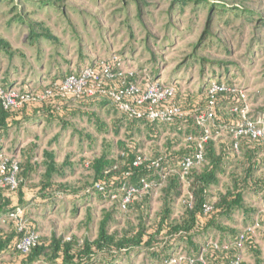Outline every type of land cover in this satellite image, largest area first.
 I'll use <instances>...</instances> for the list:
<instances>
[{
  "label": "rangeland",
  "instance_id": "1",
  "mask_svg": "<svg viewBox=\"0 0 264 264\" xmlns=\"http://www.w3.org/2000/svg\"><path fill=\"white\" fill-rule=\"evenodd\" d=\"M0 42V84L10 88L43 89L85 65L116 58L120 68L137 74L140 85L149 79L172 84L190 100L213 79L232 85L244 96L246 115L264 118V0H0ZM69 104L74 109L62 121L26 122L1 144L20 163L27 156L35 169L24 188L23 206L40 238L91 242L107 214L113 213L108 234L121 233L128 222L135 223L114 200L104 201L92 191L97 182L90 168L93 160L105 157L122 165V145H135L136 153L146 159L166 150L180 153L191 130L184 124L156 126V139H151L142 124L123 122L117 127L114 122L120 114L107 101L100 108ZM87 112L97 116L101 129ZM220 112V118L230 117L224 107ZM211 142L218 155L224 152L230 158L218 184L208 191L207 201L214 204L230 185L229 172L242 154L230 151L231 138L225 132L212 130ZM48 165L55 171L52 186L44 187L47 195L42 197L33 186L44 180ZM261 175L264 163L253 176ZM180 186L171 205L172 219L183 214L181 201L189 192L187 180ZM163 206V195L155 189L149 222ZM262 214L264 195L244 190L242 207L221 225L226 240L230 231L242 232ZM263 234L264 226L255 228L260 264H264ZM221 236L222 232L209 231L195 236L193 244L199 247ZM159 244L132 250L116 264H160L164 256L193 254L185 242ZM241 256L243 264H255L246 250Z\"/></svg>",
  "mask_w": 264,
  "mask_h": 264
},
{
  "label": "trees",
  "instance_id": "2",
  "mask_svg": "<svg viewBox=\"0 0 264 264\" xmlns=\"http://www.w3.org/2000/svg\"><path fill=\"white\" fill-rule=\"evenodd\" d=\"M181 1L183 2L185 0ZM215 12L219 15L222 14L219 9H216ZM2 45L3 43L0 42V46ZM57 81L55 80L54 82ZM212 82L233 88L232 85L213 79L206 84L204 90L200 91L201 94L193 100H190L188 95H181L179 90L176 89V94L172 102L179 105L183 110L190 112L191 115L184 118L181 122L167 126L174 127L178 124H184L191 130V133H188L187 136L195 137L200 135L199 129L193 124L192 116L204 110L209 102L213 103L215 119L218 124H237L239 115L237 113H230V110L236 108L240 111L244 108V103L236 93L216 92L209 94L208 89ZM9 85L0 84L4 89L10 87ZM23 90L28 91L26 88H23ZM69 102L48 100L39 104L26 105L19 110H4L0 107V141L8 140L12 131L18 129L24 123L34 121L35 119L49 123L52 120L62 121L63 117L72 113L74 109L72 108L74 106H71ZM105 102V99L81 100L77 102L79 105L77 107L87 109L98 106L100 108ZM113 107L120 114L119 121L114 122L117 127H121L123 122L142 124L151 132L152 135L150 138L156 139L155 127L166 126L150 123L145 119L137 120L129 118L127 115L119 112L115 106ZM222 107L227 109L230 117L220 118ZM86 115L90 121L94 119L98 122L97 129H101L99 128V120L95 114L87 112ZM227 135L231 138L229 133ZM1 147L2 144L0 142ZM136 151L135 145H122L119 155V159L123 162L122 165L108 161L105 157L93 160L90 168L96 175V183L103 184L104 190L100 193L93 186L92 191L98 193L102 200L107 201L110 200L109 196L112 193L118 196L122 195L120 192V186L122 184L133 186L140 190L141 180L159 185L162 181L161 177L165 175L163 184L157 188V190L160 189L163 195L164 206L161 211L153 216L151 222H149V211L152 194L156 188L132 197V201L128 204L126 211L130 217L135 218L134 224L128 222L126 228L121 233L114 231L108 234V221H111L113 213L107 214L99 223L97 238L91 242L87 240L78 241L75 239L62 240L55 238L47 241L39 237V246L29 254L22 255L16 249V245L21 239V234L16 231L14 223L10 221L2 223L0 221V264H116L123 257H128L132 250L139 251L140 248H152L159 244L158 241H161L160 244H162L165 240H167L170 246L172 243L178 241L187 243L192 248L191 252L193 253L189 257L197 258L204 249L207 241L202 246L197 247L193 244V238L209 231L222 232L221 238L217 240L218 244H230L231 246L226 251H218L211 247L207 248L203 253L206 264H233L235 258L244 250L252 254L255 259V264H260L261 253L255 242L254 235L245 233L243 248L242 251H239L233 246V242L241 232L230 231L228 233L229 240H226V233H224L225 230L221 228V225L223 221L229 220L234 212L242 207L244 190L250 189L257 194L264 195V175L257 178L253 176L260 169V165L264 163V158L260 157L264 155L263 144L251 142L246 138L239 140L237 152H241L242 157L229 172L230 185L223 193L218 194L215 203L211 204L212 211L204 214L202 206L205 203H209L207 201L208 191L211 186L218 184V175L224 173L222 166L226 160L230 159L224 152L218 155L210 139L204 146L203 162L199 167L192 169L185 178L188 181L189 193L192 197L191 206L183 205L184 211L179 219L171 218L173 198H177L181 190L177 172L179 171L182 159L192 156L194 145L192 143H186V147L180 153L172 154L166 150L164 155L157 154L153 159H146L144 156L137 154ZM230 151L235 152L232 141ZM48 157L51 158L50 155ZM138 157L145 158V160L138 167H134L133 162ZM28 160L26 156L22 163L19 162L17 189L15 191L0 189V215L14 210L17 207L24 208L23 204L26 201L24 188L30 179V175L35 172L34 167ZM54 171L52 166L48 165L44 180L40 184L33 186L40 196L46 197L47 194L44 191V187L52 186L50 177ZM114 202L117 203V208H119V199L114 200ZM257 224L258 226H264V214L259 216ZM31 227L33 230H37L35 224L31 223ZM262 238L264 239V234ZM165 248L168 249V245ZM172 256H164V259L162 258L160 263ZM41 258L44 261H41Z\"/></svg>",
  "mask_w": 264,
  "mask_h": 264
},
{
  "label": "built area",
  "instance_id": "3",
  "mask_svg": "<svg viewBox=\"0 0 264 264\" xmlns=\"http://www.w3.org/2000/svg\"><path fill=\"white\" fill-rule=\"evenodd\" d=\"M137 74L133 71H124L119 66L116 58L109 61H100L90 65H85L78 71L71 72L57 82L36 90H20L14 88H2L0 86V107L4 110H19L29 104H39L48 100L57 102H79L81 100L105 99L115 108L132 119H145L150 123L157 125H171L181 122L184 118L191 115L190 112L183 110L179 105L172 102L176 87L172 84H164L155 80H147L140 85ZM230 92L238 94L244 103V108L238 111L236 108L230 110V113L239 115L238 123L235 125H220L216 122L214 106L209 102L208 106L200 113L192 116L194 126L199 129L200 135L187 136L186 143L194 145L192 156L184 157L180 162L177 175L180 181H185L189 172L197 168L203 162L204 146L211 139L212 130L216 133H229L233 143V149L238 151L239 140L246 138L251 142H257L264 145V118L253 119L246 115V106L244 96L236 88H229L224 84L212 82L208 93ZM145 158L138 157L133 166L141 165ZM154 164V163H153ZM19 170V161L13 156L8 155L3 148H0V189L15 191L18 186L17 174ZM165 179L161 177V183L156 185L153 182L141 180V189L122 184L120 186L121 196L115 193L110 194L111 200L119 199V209L126 211L132 197L137 194L148 192L153 188H159ZM94 189L100 193L104 186L100 183L94 184ZM191 195L188 192L181 201L182 205L191 206ZM204 214L212 211V205L205 203L202 206ZM2 223L6 221L13 222L16 231L21 234V239L16 245V249L22 254L27 255L39 246V234L32 229L31 222L26 217L25 209L17 207L0 215ZM257 222L254 226L244 229L233 242V246L242 251L245 233L254 235ZM69 240V239H68ZM81 243V242H80ZM230 244L219 245L217 240H208L204 249L197 258L183 255L172 256L162 261L160 264H206L203 253L211 247L218 251H226ZM242 256L238 255L233 264H241Z\"/></svg>",
  "mask_w": 264,
  "mask_h": 264
},
{
  "label": "crops",
  "instance_id": "4",
  "mask_svg": "<svg viewBox=\"0 0 264 264\" xmlns=\"http://www.w3.org/2000/svg\"><path fill=\"white\" fill-rule=\"evenodd\" d=\"M15 130H16V129H15ZM15 130H14V131H15ZM14 131H12V133H13ZM12 133H11V134H12ZM11 134H10V135H11ZM1 141H3V142H4V140H1ZM1 141H0V142H1ZM1 148H5V147H4V146H2Z\"/></svg>",
  "mask_w": 264,
  "mask_h": 264
}]
</instances>
